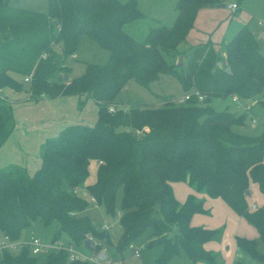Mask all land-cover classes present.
Wrapping results in <instances>:
<instances>
[{"label": "trees", "instance_id": "1", "mask_svg": "<svg viewBox=\"0 0 264 264\" xmlns=\"http://www.w3.org/2000/svg\"><path fill=\"white\" fill-rule=\"evenodd\" d=\"M225 2L176 0L172 22L154 20L137 39L128 28L147 17L138 0H47L45 13L0 0V89L22 91L31 75L30 100L77 96L79 109L88 100L98 107L95 124L68 126L43 144L34 174L19 165L0 169L3 235L20 240L37 222L57 224L51 243L66 235L70 242L63 247L100 255L113 243L108 231L98 229L86 214L90 203L76 193L84 187L107 215L116 218L121 212L122 233L113 261L120 263L127 248L152 228L147 246L163 248L155 264H170L181 251L196 264H220V255L205 244L221 240L224 231L191 225L195 214L208 211L194 194L184 203L176 199L172 183L185 182L197 194L221 198L257 230L264 244V207L251 210L247 201L251 182L264 194V130L257 136L240 131L248 127L245 115L216 113L210 107L212 101L232 96L257 98L264 114V56L248 25L220 49L211 41H187L199 10ZM83 36L106 49L108 60L87 63L82 75L65 80L71 71L66 60L77 52ZM176 56L185 61L174 63ZM166 76L175 77L185 92L199 91L204 99L193 95L184 104L118 107V96L129 83L149 90ZM13 129L12 104L0 95V147ZM92 161L97 162L96 180L87 184ZM89 235L94 244L87 241ZM236 244L264 264L256 239L237 236ZM1 258L2 264H90L70 261L66 249L33 255L26 247L3 251Z\"/></svg>", "mask_w": 264, "mask_h": 264}, {"label": "rangeland", "instance_id": "2", "mask_svg": "<svg viewBox=\"0 0 264 264\" xmlns=\"http://www.w3.org/2000/svg\"><path fill=\"white\" fill-rule=\"evenodd\" d=\"M13 1L14 2L12 4L17 7L23 5L35 4L36 9L38 11L41 12L46 11V2H47L46 0H13ZM248 1L249 0H245L243 3L246 4ZM138 2L140 9L147 15V17L144 20L139 21L138 25L131 24V26L128 28V31L132 32V34L137 39H142L146 33V30H148V27L154 26L155 24L154 20L160 19L161 17L155 15L159 11L158 10L156 11V9L154 8L155 3L152 4V0H138ZM232 2H235V0H226V2L224 3L226 4L225 8H219V9L215 8L208 11V13H205L209 15V18L206 20L210 22H215V21L220 22L224 20L225 17L231 12L230 8ZM164 3L165 2L162 3L160 1L159 6H162ZM243 3L239 5V7H242L244 5ZM251 4L253 6L260 7L262 10H264V0H252ZM161 14L163 15V12H161ZM166 16L167 13H164L165 21L167 22L171 21L168 20L169 18H166ZM252 25H254V23ZM235 34H236L235 31H232L231 34H228L227 37H224L222 42L224 40H229ZM220 47L218 49H220ZM261 49L264 52V40L261 42ZM76 53L78 55L77 58L75 55ZM76 53L71 55L70 58L66 60L68 66L71 67L68 80H71L72 78L82 75L85 71V66H86L85 63L104 64L107 62L109 56V52L106 49H104L100 44H98L96 41L92 40L87 36H83L81 38ZM181 59L185 61L182 58V56H178V57L176 56L174 59L171 60L174 61V63H179ZM24 84L26 85L27 88L29 87L28 85L29 82L24 81ZM190 92L191 91L185 92L181 87L180 83L178 82V80L173 76H166L162 82L160 83L157 82L152 84L149 90L141 88L136 83L131 82L129 83L128 87L119 94L118 100L122 106L118 105V107L120 108L123 107L124 109H127L132 105H138V106L154 105L155 107H161L166 102L179 104L177 102V99L184 97L185 94H188ZM233 97L234 96L230 98H226L224 100L217 99L212 101L210 103L211 110L216 113L231 112L236 115H240V114L245 115L246 124H248V127L241 128L240 131L248 130L250 131L251 135L254 136L260 135L264 130V114H263V109L257 103V98L250 101L241 100L237 98V100H240V106L242 105L241 107H238L239 104L233 101ZM247 105H250V109L246 108ZM88 115L90 117L96 118L95 109H90ZM11 165H15V164H11ZM7 166L10 165L3 162L0 163V169L5 168ZM96 169H97V162L92 161L89 168L90 176L87 179V184H91L95 182L96 173H97ZM252 184L255 183L252 182ZM251 190L253 193L251 194V196L248 195V199L256 203V205H259V203L262 202L261 197L262 196L264 197V194H262L256 186H252ZM76 193L78 195H82L83 197H85L90 203V207L86 211V214L90 216L91 221L93 222L94 225L98 226V229L108 231L109 229H105V227L109 228L108 224L112 225L111 233L109 231L108 233L110 238H112L111 239L112 243L113 241L116 243H113V247L103 248L101 250V254L102 253L107 254L106 257L107 259L104 258L103 261L112 260L113 254H115L114 246L117 245V242L122 233V228L120 227V223L118 220L121 212L118 211L116 218H112L111 216L107 215L105 208L103 206L99 205L98 203H96L97 205L94 204L92 198H90L86 194V192H84V187H80L79 189H77ZM121 198H122V189L119 190L118 192L117 210H120ZM230 210L231 213L229 215V218L227 219H226L227 217L226 213L224 212L220 214L217 213V215H222L224 217L225 220L223 222H220L217 216L213 219L212 216L215 215L214 208L213 210H211L212 213H210V215L203 216L206 218V221H208L209 224L214 223V225H216V229H223V231H226L225 232L227 233L226 240H228V242L232 244L230 249V252L232 254V260H230V262H228L227 264H233V263L238 264L240 262L247 264H259L258 261L253 259L251 256L247 255L246 253L240 252L242 254V257L239 256L236 257V251L234 247V235L236 234L256 238L258 242V250L262 253H264V244L260 239V237H258L256 229L252 225H250L243 217L235 213L234 210H232L231 208ZM203 223L206 222L204 221ZM209 224H205V225H209ZM57 228H58L57 224H54L52 227L51 226L45 227L41 222H37L34 225V227H30L22 232L21 239L29 236L31 237L35 236V237H39L43 242H51L54 232L57 230ZM1 233L2 232H0V236ZM152 233H153V229L148 228L127 248L126 252L124 253V260L123 261L121 260L123 264H155L156 260L161 256L163 252V248L162 246H153V247L147 246L148 242L152 238ZM69 242L70 239L66 235H64L63 239H61V242H57L54 244H59V246H62V243L66 244ZM91 242L93 243L94 241L91 240ZM220 242L221 240H219L217 244H220ZM134 248L141 251V255L139 257L135 256ZM56 251H59V249H57ZM80 251L84 255H87L88 253L87 256H89V254H92L90 251L87 250L86 251L80 250ZM1 257H2V252L0 253V264H2ZM170 264H196V263H194L186 255L184 251H181L179 255L171 259Z\"/></svg>", "mask_w": 264, "mask_h": 264}, {"label": "crops", "instance_id": "3", "mask_svg": "<svg viewBox=\"0 0 264 264\" xmlns=\"http://www.w3.org/2000/svg\"><path fill=\"white\" fill-rule=\"evenodd\" d=\"M160 1L162 3H165L162 6H159ZM251 1L252 0H249L246 4L243 3L244 5L242 7L238 6L237 9H240L241 11L237 9L233 10L232 8H230V14H228L225 19L220 22L207 21L206 19L209 18V15L205 13H208V11H210L211 9L225 8L226 4H224L225 7H219L218 5L215 7H205L200 9L194 27L188 34V43L190 45H198L211 41L215 48H219L224 37H227V35L231 34L232 31H235L236 33L241 26L248 25L259 43L260 53L264 56V52L261 49V42L264 40V27L258 24L259 21L264 20V10H262L260 7L253 6L251 4ZM13 2L14 1L11 0V4ZM153 3H155L154 8L156 9V11H159L158 13L155 12V15L161 17L157 20L163 23L167 22L164 18V13H167L168 17L166 16V18H169L168 20H171L168 21L167 24H169V22L171 23L175 16L176 0H152V4ZM232 4H235V2H232L231 5ZM19 7L39 13L46 12L38 11L35 4L23 5ZM161 12H163V15L161 14ZM253 23L254 25H252ZM75 55L77 58V53ZM27 92L28 88L26 87V85L22 91H15L10 88L0 89V95L2 96V98H5L12 104L14 117V129L5 143L2 145V147H0V163L3 162L7 163L8 165H19L26 168L30 174H34V172L40 167L41 164V148L43 144L48 139L58 136L59 133L68 126L77 124H95L97 120L98 107L94 103V101L88 100L83 108L79 109V98L77 96L49 98L44 95L41 96L40 99L33 101L28 98ZM241 106L238 105V107ZM90 109H95L96 118L90 117L88 115ZM252 186H256L260 191L258 185L252 184L251 182V189ZM250 187L249 195L251 196L253 192ZM172 188L174 196L180 203H184L188 196L192 194L204 200L205 209L208 211V213L195 214L191 220L192 226H202L208 229H216V225H214V223L209 224L208 221H206V218L203 217L210 215L213 208L215 211V215L212 216L213 219L217 216L220 222H223L225 220L224 217L222 215H217V213L220 214L222 212L227 214L226 219L229 218V215L231 213L230 207L221 198L214 199L203 194H197L185 182L172 183ZM261 198L262 202L259 203V205H256V203L247 198L249 208H251V210H255L257 208L264 207V197L262 196ZM204 221L206 223H203ZM108 226V231L111 233L112 225L108 224ZM225 232L226 231H224L221 237L220 244H217L218 241H211L205 244L206 250L214 251L220 255V264H227L228 262H230V260H232V254L230 252L232 244H230L228 240H226L227 233ZM237 236L245 237L248 239L256 238L239 234L234 235L236 257H242V252L236 244ZM30 237L31 236L22 239H28ZM2 238L3 233H1L0 240ZM113 243L116 242L113 241ZM92 255L93 253L89 254V256ZM106 257L107 254L105 253V259H107ZM101 260L102 263H104L103 259ZM122 261H120V264H123Z\"/></svg>", "mask_w": 264, "mask_h": 264}, {"label": "built area", "instance_id": "4", "mask_svg": "<svg viewBox=\"0 0 264 264\" xmlns=\"http://www.w3.org/2000/svg\"><path fill=\"white\" fill-rule=\"evenodd\" d=\"M231 8L235 10L237 8L236 4H232ZM258 24L262 27H264V20L259 21ZM47 55L43 54L42 58L46 59ZM26 82L31 81V75L25 77ZM195 95L198 97L200 101L204 99V97L200 94L199 91H193L188 94H185L184 97L178 98L177 102L179 104H184L188 100L191 99V97ZM44 96V95H42ZM238 97H233V101L238 103L240 105V100H237ZM247 109H250V105L246 106ZM110 111H114L113 108L110 109ZM92 201H94V204H96L95 198H92ZM105 229H108L105 227ZM91 240L94 241L93 236H88L87 241L91 242ZM62 244V246H59V244H54L51 242H43L39 237L32 236L31 238L28 239H20V240H11V238L8 235H3V238L0 240V253L3 251H11V252H19L23 248H30L31 252L33 255H41L43 253H47L52 250H61V249H66L69 252V259L70 261H76V260H83L87 261L90 264H119L113 260H107L102 263L99 254L98 255H92V256H87L82 254L76 247L74 246H65ZM134 254L136 257L140 256V250L134 249Z\"/></svg>", "mask_w": 264, "mask_h": 264}, {"label": "water", "instance_id": "5", "mask_svg": "<svg viewBox=\"0 0 264 264\" xmlns=\"http://www.w3.org/2000/svg\"><path fill=\"white\" fill-rule=\"evenodd\" d=\"M219 7H225V5L222 4V5H219ZM220 64H222V63H220ZM227 71L230 72V68H227ZM59 79L61 80L62 76H60ZM67 79H68V76H65V80H67ZM247 194L249 195V192ZM87 245L91 246V243L87 242ZM99 257H100V259H104L105 258V254L102 253V254H100Z\"/></svg>", "mask_w": 264, "mask_h": 264}]
</instances>
